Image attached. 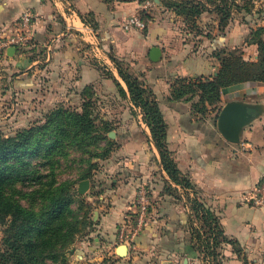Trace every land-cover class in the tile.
Here are the masks:
<instances>
[{
    "label": "crops",
    "instance_id": "0c3cea01",
    "mask_svg": "<svg viewBox=\"0 0 264 264\" xmlns=\"http://www.w3.org/2000/svg\"><path fill=\"white\" fill-rule=\"evenodd\" d=\"M75 4L79 12L88 14L96 25L94 28L85 25L74 12L75 28L84 32V35H79L80 40L107 43L111 51L116 50V58L131 63L133 71L155 95L168 126L169 147L179 170L191 184V188H183L170 180L163 170L143 116L140 120L134 116L128 124L121 125L120 131L128 135L123 139L122 147L134 160H121L112 165V171L121 174L114 179L115 186L107 191L108 206L98 219V232L108 243H116L121 224L135 208L133 204L138 191L147 185L145 188L151 200L147 226L135 238L138 246H128L129 258L138 247L147 252L150 262L159 258L168 260L163 264H185L187 259L188 264H192L197 253L190 225L195 216L193 205L197 201L215 215L223 235L236 243L222 242L217 246L218 256L216 260L213 258V264H264V205L253 206L244 200V195L257 185L264 174V84L245 83L224 90L222 109L233 101L258 108V116L243 130L241 142L236 145L229 143L220 134L217 120L213 117H196L185 103H171L169 100L172 84L179 77L195 79L217 74L219 62L214 53L210 57L207 49L201 54H192L187 45L172 46L170 31L163 25H146V34L135 29L125 30L126 20L139 6L136 2L75 0ZM65 5L64 0H0V31L2 27L9 30L12 22L21 19L26 8H32L35 18L31 28L33 36L40 44L46 43L65 35L57 22ZM213 42L214 52L229 45L225 35L215 37ZM153 46H161L162 49L157 62L150 59ZM13 53L15 55L16 51ZM50 60V92H44L46 95L34 92L41 98L42 107L60 100L68 101L91 84L111 82L98 67L85 60L75 44L54 51ZM16 64L24 71V81L17 82L16 88L32 95L34 82L28 72L31 66L24 57L18 58ZM118 81L127 91L124 81ZM67 88L70 91L66 92ZM105 92L101 88L100 95ZM109 92L116 94L113 89ZM126 102L128 110H137L129 97ZM165 183L168 184L166 189ZM120 245L118 243L111 254L118 256ZM109 248L111 250V246ZM77 254L80 257L84 255L83 252Z\"/></svg>",
    "mask_w": 264,
    "mask_h": 264
},
{
    "label": "rangeland",
    "instance_id": "374dc122",
    "mask_svg": "<svg viewBox=\"0 0 264 264\" xmlns=\"http://www.w3.org/2000/svg\"><path fill=\"white\" fill-rule=\"evenodd\" d=\"M117 1L120 3H138L139 6L137 11L133 12L131 15H138L145 21L147 27H153L154 25H163L166 27V29L170 31V39L172 41L170 44L174 47L178 44L182 47L187 45L188 50L192 54H201L208 49L207 55L210 57L212 53L222 56L224 52H237V54L241 55L246 61L253 62L258 59V46L255 42L259 40L256 35L257 31L261 27L264 28V0H188L195 5L200 3L201 5H199V7L203 11L200 16L191 19L178 15L172 8L168 7L170 3H176L181 0ZM64 2L66 4L63 8L64 11H61V15L57 17L58 24L63 31H65V35L63 36L50 39L46 43L40 44L34 38L32 29L30 32L25 33L21 29L22 26H18L20 20H18L19 22H12L9 30L4 27L1 28L0 136L12 137L30 127L44 125L47 122V116L58 108H64L82 114L88 112L94 122L92 133L94 137L98 136L100 138V140L96 142V148L92 149L94 152L98 153L99 157H92L90 154L82 153V151L71 150L69 151V155L66 158H62L59 162L55 172L56 179L60 182H69L71 184L70 191L75 199L72 210L78 220V233L73 243L67 247L66 257L64 259L58 256L57 260H48L46 264L153 263L154 261L150 262L147 260V252L138 247L134 249V255L130 258L129 256L119 257L116 256L115 253L111 254L112 250L119 243L118 238L116 243L112 242L110 244L108 240L98 232L100 215L107 210L108 206L107 197L109 196L107 191H110L112 187L115 186L116 183L114 179L121 174L120 172L117 174L113 172L111 167L114 163H120L121 160H123V162L126 160H134V157L122 147L123 139L128 135H126L125 132H120L122 130L121 125L128 124V121L130 119L133 120L134 116H137L139 120L142 119L141 116H143L139 108H136V111L132 109L128 110L126 100H128V97L130 98V96H128L129 92L128 89L127 91L124 90V87L119 83L118 80H122V78L119 76L117 68L120 67L123 71L140 79L144 86L145 82L133 71L130 62L116 58V50L111 51L107 43L99 40H94L95 42H91L90 40L81 41L79 35H84V32H80L75 28L76 26L72 17V15L74 16L75 14L74 12H77L76 14L82 18L85 25L93 28L96 27V25L93 24L88 14L79 12L75 0H64ZM32 10V8H26V11L34 15ZM34 22L35 18H33V23ZM2 26H4V24ZM139 31L146 34L148 28ZM22 33L29 37V39L24 45H20L16 48L15 55L14 53L9 54L8 50L10 48L5 45L8 41V37L21 35ZM73 34L76 37L72 36ZM222 35H225L229 40V45L214 52L212 47V43H214L213 40L215 37ZM260 38L264 40V32H262ZM72 44L80 48V52L85 60L94 67H98L103 75L111 82H109V84L106 82L100 85L91 84L85 87L80 92V95L77 93L79 96L76 94L77 96H72L68 101L60 100L54 105L42 107V104H40V101L42 102L41 98L36 97L34 92L36 91L42 94H44V92H50L51 70L49 68V63L51 62L50 59L52 58V54L54 51L62 50ZM166 44L167 43H164L163 45ZM170 44L168 43L167 45L170 46ZM155 47L160 49L162 56L161 46H153L152 48ZM21 57H24L29 66H31L28 72L32 82H34L32 95L29 94V91H27V93L26 91H19V88L15 86L17 82L24 81V71L20 70L16 64V60ZM112 58H115V61L112 60ZM217 60L220 69L221 63L218 58ZM17 77L22 78L18 80ZM178 79H187L184 84L186 88L184 89L183 95L174 100L172 99V90L174 84L179 85L176 82ZM178 79L172 84L171 95L169 97L170 102L185 103L190 107L192 113L196 115V117L204 119L213 117V119L218 120L217 117L222 110V96L224 90L240 85L237 84L224 88L220 95V101L218 103H212L202 97V92H200L198 88L194 89L197 85L196 82H200L198 78L190 79L179 77ZM190 87L192 89H190ZM101 88L106 91V94L103 96L100 95ZM110 89L115 90L116 94H110ZM145 89L151 93L146 87ZM193 89L195 92H193ZM68 91H70V88H67L66 92ZM152 96L156 99L154 94ZM157 103L159 105L158 101ZM120 114L123 116H120ZM156 150L161 162L160 153L157 148ZM169 150L173 153L170 147ZM152 160L154 161V158H152ZM34 165H37L40 172L49 174L46 168L40 167V161H35ZM84 177H89L87 179L90 180L91 185L86 193L80 194L78 192V186L79 183L83 181L81 179ZM145 187H147V185H145ZM13 188L17 191L15 199L26 206L27 200L25 193H30L34 190L32 181L26 180L25 182H18ZM145 228L146 227H144L142 231L145 230ZM7 229L8 226H0V256L6 250L5 240L7 238ZM212 233H214V231L210 230L201 219H197L195 216L192 218L190 234H192L193 245L197 253V258L193 259L192 264H213L212 254L207 249V247H211V243L214 242V235H212ZM109 246H111V250L110 248L108 249ZM133 246L134 245H131V247ZM77 252H83L84 255L80 257ZM164 261L168 260L158 258L154 264H163ZM1 262L2 260L0 258V263Z\"/></svg>",
    "mask_w": 264,
    "mask_h": 264
},
{
    "label": "trees",
    "instance_id": "16d2710c",
    "mask_svg": "<svg viewBox=\"0 0 264 264\" xmlns=\"http://www.w3.org/2000/svg\"><path fill=\"white\" fill-rule=\"evenodd\" d=\"M199 5L181 0L170 3L168 7L178 15L191 19L202 14ZM262 32L263 27L256 33L259 38L255 42L258 46L257 61H246L237 52H224L222 56L216 54L221 68L213 77H198L200 82H196L194 89L198 88L206 100L218 103L224 88L246 82L264 83ZM112 60L115 61V58ZM117 70L127 86L130 101L143 113V121L150 129L160 153L163 170L174 184L191 188L189 180L182 175L169 150L168 126L156 99L145 89L140 79L120 67ZM186 81H176L179 85H173L172 99L183 95ZM46 119L44 125L30 127L15 136H0V226H8L6 250L0 256V264H46L48 260H57L58 256L64 259L67 247L78 233V220L72 210L75 199L70 191L71 184L58 181L55 172L60 160L66 158L71 150L99 157L92 149L96 148L100 138L94 137L92 133L94 122L88 112L82 114L58 108ZM35 161H40V167L46 168L49 174L40 172L37 165H34ZM26 180L32 181L34 190L25 193V206L15 199L17 191L13 187ZM167 186L165 183V189ZM193 212L197 219H201L214 231V242L207 249L215 260L218 256L215 248L222 242L236 245L223 235L217 218L202 203L196 201Z\"/></svg>",
    "mask_w": 264,
    "mask_h": 264
},
{
    "label": "built area",
    "instance_id": "2783aa9c",
    "mask_svg": "<svg viewBox=\"0 0 264 264\" xmlns=\"http://www.w3.org/2000/svg\"><path fill=\"white\" fill-rule=\"evenodd\" d=\"M33 18V15L28 11L22 15L18 25L22 26L21 29L25 33L31 31ZM145 28L146 24L138 15L130 16L124 24L125 30H144ZM28 39L29 37L23 33L21 35L9 36L5 45L9 48H17L20 45H24ZM244 200L253 206L264 205V174L261 176L257 185L244 195ZM133 206L135 207L134 210H131V213L125 217L118 232V240L121 245H135L136 236L147 226L151 200L149 192L145 187H142L138 191L137 199Z\"/></svg>",
    "mask_w": 264,
    "mask_h": 264
},
{
    "label": "water",
    "instance_id": "95a60500",
    "mask_svg": "<svg viewBox=\"0 0 264 264\" xmlns=\"http://www.w3.org/2000/svg\"><path fill=\"white\" fill-rule=\"evenodd\" d=\"M16 48L11 47L8 53H13ZM152 61H158L161 57V51L158 47L152 48L150 52ZM255 111V113H253ZM258 108L240 101L227 103L218 115L217 126L222 137L232 144H239L243 130L249 126L258 116ZM90 180H83L79 183L78 192L86 193L90 189ZM119 257L128 255V246L120 245L117 250ZM188 264V260H185Z\"/></svg>",
    "mask_w": 264,
    "mask_h": 264
}]
</instances>
